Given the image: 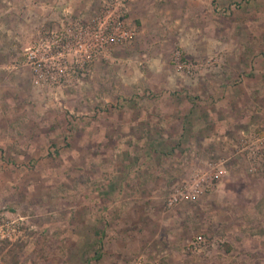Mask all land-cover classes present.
<instances>
[{
  "label": "rangeland",
  "instance_id": "obj_1",
  "mask_svg": "<svg viewBox=\"0 0 264 264\" xmlns=\"http://www.w3.org/2000/svg\"><path fill=\"white\" fill-rule=\"evenodd\" d=\"M142 1H125L131 23L122 9L130 40L55 83L25 47L101 3L37 27L24 0H0V264H264V0ZM140 101H193L190 122L204 111L225 138L194 170L218 171L211 186L171 208L173 186L120 205L134 210L123 234L93 190L147 149Z\"/></svg>",
  "mask_w": 264,
  "mask_h": 264
},
{
  "label": "crops",
  "instance_id": "obj_2",
  "mask_svg": "<svg viewBox=\"0 0 264 264\" xmlns=\"http://www.w3.org/2000/svg\"><path fill=\"white\" fill-rule=\"evenodd\" d=\"M50 1L52 2H47V0H24L22 6V12L25 15L22 21L23 25L30 24L32 13L37 18L35 24L39 27L46 25V20L52 17L54 20L50 22H60L62 13H91L95 11L96 6L100 3V0ZM74 1L75 3H72ZM135 3L142 5L143 1L137 0ZM156 3L157 1L152 0L150 8H153ZM167 3L172 4L174 1L167 0ZM128 4L126 2L124 6V15L127 21L131 23L135 20L134 18H137V15L135 17L131 15L130 4ZM138 19L142 22L144 15L139 14ZM25 20L29 21L26 22ZM137 104H139L141 111L138 116H134V121H137L141 116L140 129L141 134L146 136L145 138L148 141L146 143L147 149L143 148L144 151L140 153L139 158L136 160L137 164L132 166V170L128 171V166L112 169L110 179H105L108 180V183L106 184L103 180L101 186L98 189L94 187L93 190L95 194L102 195L107 204V216L112 222H115L116 230L120 232L121 227H123V234L129 231V226L132 223L128 224V221H131L130 216L134 210L124 209L120 205H150L159 201L162 202L161 199L165 196L167 189L187 178L194 170L204 166V155L207 153L206 141L225 136L223 134L218 136V132L222 131L220 130V124L212 127L211 130H207L210 127L208 125L210 117L204 111L200 113L202 115L199 122H197V119L190 122L187 113L195 105L193 101H140ZM165 108L168 110H163ZM145 114L147 115L143 116ZM130 121L129 123L124 122L130 124ZM159 153L165 156L158 157ZM93 186L95 184L91 185L92 188ZM116 204L117 207L114 208L113 205Z\"/></svg>",
  "mask_w": 264,
  "mask_h": 264
},
{
  "label": "built area",
  "instance_id": "obj_3",
  "mask_svg": "<svg viewBox=\"0 0 264 264\" xmlns=\"http://www.w3.org/2000/svg\"><path fill=\"white\" fill-rule=\"evenodd\" d=\"M125 1L102 0L95 14L71 20L60 28L47 29L34 43L25 47L24 62L37 75L49 78L51 82L60 83L70 75L77 78L78 70H83L94 55L134 36V28L122 13ZM71 51L73 55L69 58ZM217 174L218 171L212 172L211 169L192 172L173 185L165 198V206L171 208L181 200L196 199L204 187L214 183ZM136 262L140 264L141 260Z\"/></svg>",
  "mask_w": 264,
  "mask_h": 264
}]
</instances>
